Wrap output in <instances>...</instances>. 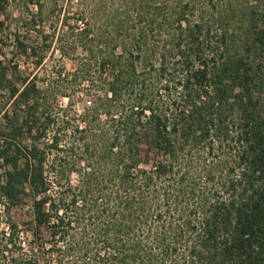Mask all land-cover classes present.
<instances>
[{"label": "trees", "instance_id": "trees-1", "mask_svg": "<svg viewBox=\"0 0 264 264\" xmlns=\"http://www.w3.org/2000/svg\"><path fill=\"white\" fill-rule=\"evenodd\" d=\"M84 11L0 51V264H264V0Z\"/></svg>", "mask_w": 264, "mask_h": 264}, {"label": "rangeland", "instance_id": "rangeland-1", "mask_svg": "<svg viewBox=\"0 0 264 264\" xmlns=\"http://www.w3.org/2000/svg\"><path fill=\"white\" fill-rule=\"evenodd\" d=\"M97 0H0V51L6 60L18 63L27 76L51 75L54 67H66L68 71L76 69V59L83 57L81 50H69L66 56L60 52L61 40L70 33L72 26H80L84 10L93 7ZM88 17V16H86ZM20 37L24 45L36 47L37 55H41L40 47L45 49L44 67L38 71L36 58L18 55L15 37ZM49 36L45 42L44 37ZM53 37V38H52ZM45 42V43H44ZM46 70L48 71L46 73ZM47 77L45 81H48ZM62 106H67L66 99H60ZM83 111V105L78 103Z\"/></svg>", "mask_w": 264, "mask_h": 264}]
</instances>
